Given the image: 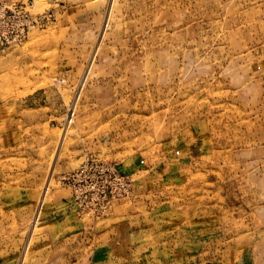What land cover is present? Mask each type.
Listing matches in <instances>:
<instances>
[{
  "label": "rangeland",
  "instance_id": "1",
  "mask_svg": "<svg viewBox=\"0 0 264 264\" xmlns=\"http://www.w3.org/2000/svg\"><path fill=\"white\" fill-rule=\"evenodd\" d=\"M10 1L41 20L0 54V264H264V0ZM86 156L134 179L98 220Z\"/></svg>",
  "mask_w": 264,
  "mask_h": 264
},
{
  "label": "built area",
  "instance_id": "2",
  "mask_svg": "<svg viewBox=\"0 0 264 264\" xmlns=\"http://www.w3.org/2000/svg\"><path fill=\"white\" fill-rule=\"evenodd\" d=\"M34 2L0 0V54L23 44L32 28L40 23L33 14ZM76 108L70 107L64 125H70ZM71 194L80 219L98 220L107 216L116 203L134 196V179L110 162L86 156L76 170L59 178Z\"/></svg>",
  "mask_w": 264,
  "mask_h": 264
},
{
  "label": "crops",
  "instance_id": "3",
  "mask_svg": "<svg viewBox=\"0 0 264 264\" xmlns=\"http://www.w3.org/2000/svg\"><path fill=\"white\" fill-rule=\"evenodd\" d=\"M124 173H126V172H124ZM70 193H71V192H70ZM71 201H72V203H73L72 194H71Z\"/></svg>",
  "mask_w": 264,
  "mask_h": 264
}]
</instances>
